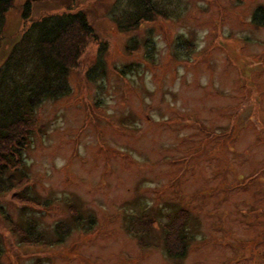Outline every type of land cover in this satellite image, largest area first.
<instances>
[{
  "label": "rangeland",
  "instance_id": "374dc122",
  "mask_svg": "<svg viewBox=\"0 0 264 264\" xmlns=\"http://www.w3.org/2000/svg\"><path fill=\"white\" fill-rule=\"evenodd\" d=\"M131 1L13 0L0 19V70L35 21L82 12L95 34L69 94L37 111L32 203L0 195L1 264H264V0H152L124 31Z\"/></svg>",
  "mask_w": 264,
  "mask_h": 264
},
{
  "label": "trees",
  "instance_id": "16d2710c",
  "mask_svg": "<svg viewBox=\"0 0 264 264\" xmlns=\"http://www.w3.org/2000/svg\"><path fill=\"white\" fill-rule=\"evenodd\" d=\"M131 4V11L120 23L124 31L135 30L142 22L152 21L156 13L152 0H132ZM12 6L13 0H0L1 20ZM29 8H26L25 18L29 15ZM260 9L257 15L264 21V8ZM94 35L87 16L82 12L55 15L35 21L31 31L13 47L0 70V195L13 194L20 204L32 203L25 194L29 179L25 175L24 156L31 144L37 111L45 102L58 101L69 94L70 75L79 68V61ZM76 213L74 216H79ZM0 215L13 226L9 215L4 212ZM182 221L166 226L165 243L169 257H182L186 252V220L184 224ZM148 225L149 228L151 224ZM62 229L67 231L65 236L60 235ZM14 231L18 232L21 244H40L34 237L32 223ZM57 233L60 236L58 242H62L69 235L70 228L59 226ZM4 254V241L0 235V264Z\"/></svg>",
  "mask_w": 264,
  "mask_h": 264
}]
</instances>
